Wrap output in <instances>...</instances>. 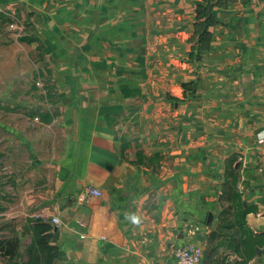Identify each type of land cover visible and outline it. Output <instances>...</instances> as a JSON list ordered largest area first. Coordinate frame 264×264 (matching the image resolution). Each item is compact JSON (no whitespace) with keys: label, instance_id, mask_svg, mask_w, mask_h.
<instances>
[{"label":"crops","instance_id":"1","mask_svg":"<svg viewBox=\"0 0 264 264\" xmlns=\"http://www.w3.org/2000/svg\"><path fill=\"white\" fill-rule=\"evenodd\" d=\"M2 67L0 264H264V0H0Z\"/></svg>","mask_w":264,"mask_h":264},{"label":"rangeland","instance_id":"2","mask_svg":"<svg viewBox=\"0 0 264 264\" xmlns=\"http://www.w3.org/2000/svg\"><path fill=\"white\" fill-rule=\"evenodd\" d=\"M24 22L26 23V21H22V22L21 21L19 22V20L12 21V30L11 31H13L15 33V36L17 37V39L19 41H21L20 38L25 33V31H24L25 30ZM24 44H23V49L21 51V54L22 55L25 54L28 57V61L26 59L27 66L28 65L30 66V69H29L30 73H29V75H28V77L26 79L27 80V85H28V87H30V85L33 84L36 87L40 88V90L44 89V90H46L48 92V87H51V85L55 86V84H57V81H56L57 78L51 76V73H50V70H51L50 69V67H51L50 66V62L48 60H46V59H42V60L40 59V54H42L41 50L43 51L45 49V46L43 44L42 45L43 47H42L41 44H39V42H38L37 44L40 45V47L42 48L40 50V48H38V47L31 49L32 48V44H28V45H26L27 43H24ZM28 47H31V48L28 49ZM162 47H163V45L161 43L160 44V48H162ZM25 50H27V53H26ZM174 52L177 53V55L180 54V52L178 50H176ZM13 54H16V52L13 51ZM26 61L23 64H26ZM36 63H38V64H36ZM12 64H13V62H12ZM17 64H18V62H17ZM19 67L20 66L16 67V69L19 68ZM161 67L162 66L160 65L159 70H162ZM36 68H39L40 71H41V68H43L44 72L41 71L43 73V76H40V74L36 73V70H37ZM0 69L6 70V74H8L10 72L12 73V72H14V64L12 65V69L13 70L11 69L10 72H9L8 67H4V68L2 67ZM17 71H19V69H17ZM47 92H42V95L43 96H47ZM14 99H19V98L15 97ZM0 113H2V109L0 110ZM5 180H6L5 181L6 184L7 183L10 184V182L7 179H5Z\"/></svg>","mask_w":264,"mask_h":264},{"label":"built area","instance_id":"3","mask_svg":"<svg viewBox=\"0 0 264 264\" xmlns=\"http://www.w3.org/2000/svg\"><path fill=\"white\" fill-rule=\"evenodd\" d=\"M12 28V25H11ZM263 162H264V156H263ZM83 196H101L102 192L92 186L87 185L83 188ZM36 216H40V214H36ZM50 220L54 223L59 222V218L56 216L50 217ZM173 256L175 259L176 264H200L202 261L203 256V250L201 246H198L194 243H186L183 245L176 246L173 250Z\"/></svg>","mask_w":264,"mask_h":264},{"label":"trees","instance_id":"4","mask_svg":"<svg viewBox=\"0 0 264 264\" xmlns=\"http://www.w3.org/2000/svg\"><path fill=\"white\" fill-rule=\"evenodd\" d=\"M205 17H207V16H205ZM209 20H210V16H208V17L206 18V20L203 22V23H204V24H203V28H202V29H200V28L198 29L200 35H204V37L208 36V33H207L206 31H207V27H208V25H209V22H208ZM20 40H21V41H29L27 36H24V38H20ZM193 55H194V54H193ZM40 76H43V75H40ZM49 88H50V87H48V90H49ZM168 98L170 99V98H172V97L169 96ZM172 100L175 101V98H172Z\"/></svg>","mask_w":264,"mask_h":264},{"label":"clouds","instance_id":"5","mask_svg":"<svg viewBox=\"0 0 264 264\" xmlns=\"http://www.w3.org/2000/svg\"><path fill=\"white\" fill-rule=\"evenodd\" d=\"M133 222H138L135 217H133Z\"/></svg>","mask_w":264,"mask_h":264}]
</instances>
